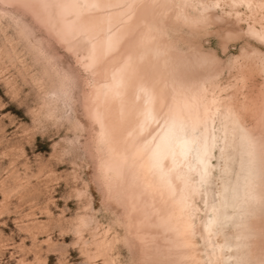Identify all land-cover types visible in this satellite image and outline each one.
<instances>
[{"label":"rangeland","instance_id":"1","mask_svg":"<svg viewBox=\"0 0 264 264\" xmlns=\"http://www.w3.org/2000/svg\"><path fill=\"white\" fill-rule=\"evenodd\" d=\"M203 1L217 0H189L186 9L181 0H0V264L225 263L207 244L214 212L200 154L174 155L164 116L182 106L178 126L202 147L194 97L211 101L217 118L231 102L239 109L250 84L243 76L264 79V42L245 35L249 14L226 7L228 0L217 12L234 11L240 32L218 41L220 25L202 12ZM148 5L152 11L129 38L141 29L143 41L153 38L154 63L168 72L169 106L144 111L117 147L100 106L110 95L123 97L92 64L99 38L83 24L108 19L110 38ZM121 10L123 21L111 23ZM251 19L261 28L256 13ZM121 46L127 65H146L145 43L139 53L136 43ZM141 80L135 100L145 107L152 96ZM223 168L214 169L218 197ZM226 234L231 240L230 226Z\"/></svg>","mask_w":264,"mask_h":264},{"label":"bare ground","instance_id":"2","mask_svg":"<svg viewBox=\"0 0 264 264\" xmlns=\"http://www.w3.org/2000/svg\"><path fill=\"white\" fill-rule=\"evenodd\" d=\"M181 1L186 9L189 0ZM211 2L220 3V0ZM210 3L203 1L201 10L207 13L211 23L216 24L215 16L220 14L217 9H210ZM168 4V1L164 2V6ZM152 9L148 5L140 11L130 27L119 24V29L110 38L104 35L108 19L94 18L83 24L89 36L99 38L91 49L92 64L96 65L102 76L110 79L114 93L123 97L117 99L114 94L110 95L100 106L113 146L124 144L127 132L137 125V119L144 111L151 109L161 114L169 106V90L166 87L168 72L162 64L154 63L153 38L143 41V29L133 39L129 38L139 27L140 17ZM125 13L126 10H121L110 15L111 23L123 21ZM253 27L257 33L262 31V28ZM123 43L127 46L136 43L135 51L138 53L140 45L145 43L148 46L146 65L141 66L137 61L131 66L127 65L122 60V50L126 48H122ZM141 79L151 89L152 100L145 107L135 100ZM243 81H250V84L242 105L234 109L231 102L229 108H223L224 112L219 113L218 118L211 101H205L200 96L194 97L193 105L199 120L197 124L202 122L201 128H204L206 136L200 152L202 174L214 212L206 226V238L216 261L224 257V264H264V79L258 84L252 74L244 75ZM184 106L188 111L190 103L185 101ZM174 111L177 123L181 124L184 120L182 106L177 105ZM243 134L251 141V147ZM173 153L179 158L185 155L179 143L175 144ZM221 162H224V168L220 170L222 191L218 197L214 189L218 175L214 169ZM229 226L234 231L231 240L226 234ZM219 232L225 236L222 244L215 241ZM230 252L231 255L227 257Z\"/></svg>","mask_w":264,"mask_h":264},{"label":"snow or ice","instance_id":"3","mask_svg":"<svg viewBox=\"0 0 264 264\" xmlns=\"http://www.w3.org/2000/svg\"><path fill=\"white\" fill-rule=\"evenodd\" d=\"M210 9H218L220 8V3L217 2H211L209 5ZM226 7L235 10V9H243L245 12L249 14V19L243 21L245 23L248 31L245 33L247 36H252L254 38H257L261 40V42H264V0H228V3L226 4ZM253 13H256L259 18V23L261 25L262 31L257 33L254 30V23L251 19V16ZM243 14V13H241ZM225 17H228L229 19H225ZM235 17L234 21L230 22L231 18ZM215 22L216 24L220 25V28L218 32L215 34L218 41H227L230 39L233 35V33H239L240 29H238L237 25L240 23L239 16L234 11H228L224 13L223 15H216L215 16ZM145 95L149 98H151V89L150 88H143L141 89ZM147 118H151L150 113L147 114ZM164 119L168 122V136L169 137H175L177 143L182 148V151L187 154L189 152H194L197 155V158L199 157L200 152L202 151V147L196 144L195 137L192 139H186L183 135V127L178 126L177 118L173 112H169L164 116ZM181 133L180 135H177V133ZM243 138L245 141L249 144V147H251V141L248 140V137L246 134H243ZM154 160L156 162L159 161V159L162 156V151L160 150V146H157V150L153 153Z\"/></svg>","mask_w":264,"mask_h":264}]
</instances>
